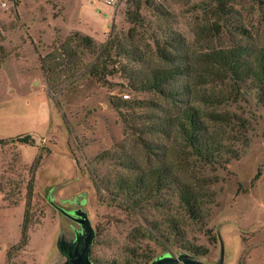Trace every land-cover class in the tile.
<instances>
[{"label":"rangeland","instance_id":"obj_1","mask_svg":"<svg viewBox=\"0 0 264 264\" xmlns=\"http://www.w3.org/2000/svg\"><path fill=\"white\" fill-rule=\"evenodd\" d=\"M75 32L96 47H76ZM235 48L264 51V0H0V264H69L86 220L93 264H264V101L206 61ZM157 68L180 71L163 91L130 87ZM189 107L225 116L203 120L236 156L226 167L174 128L152 129ZM158 168L198 193L204 219L189 217L176 185L139 208L117 194L122 178ZM154 224L157 238L142 235Z\"/></svg>","mask_w":264,"mask_h":264},{"label":"trees","instance_id":"obj_2","mask_svg":"<svg viewBox=\"0 0 264 264\" xmlns=\"http://www.w3.org/2000/svg\"><path fill=\"white\" fill-rule=\"evenodd\" d=\"M73 36L76 47L83 49H94L96 47L95 41L90 35H81L79 32H75ZM70 40L71 38L67 39V41ZM61 49L64 50V47H61ZM104 50H107V46ZM76 55L77 51L74 50L69 57L74 58ZM102 56L103 55L98 57V62ZM40 58L42 70L46 71L45 58ZM206 61L213 67L214 71L216 70L224 73V75L230 78L237 86L240 85L242 80L250 79L259 92L260 101H264V51L249 54L247 48L213 50L206 54ZM100 69V67L94 64L90 73L99 76L101 73ZM179 71L180 70L177 68H157L145 74L143 77L137 75L136 77H130L129 84L130 87L136 91L146 89L163 91L165 83H167L169 79H173ZM219 101V97L215 95H207L205 97V102L207 103H217ZM205 117L217 121H224L226 119L222 113L216 111L203 112L199 108L189 107L183 111L182 116L171 118L167 122L158 124L152 129L155 131H165L167 128H174L178 135L188 143V146L200 159L209 164L226 167L230 158H235L236 156L232 155L233 150L227 148L218 137L210 133L208 134L207 132L205 133L206 123L205 120H203ZM24 137L25 139L23 141L29 139V135ZM40 158L41 155L36 158V162H38ZM175 181V178L170 176L165 169H152L135 177L122 178L117 184V194L122 193L131 207L139 208L142 207L144 203L153 202L164 190L176 185L177 195L184 205L189 217L197 221L204 219L205 210L202 204V198L190 186L176 184ZM153 226L154 227L151 229L145 228V232H143L142 235L157 238L158 234L154 235L153 231H159L160 227L159 224H154ZM169 229L171 235H182L181 222L179 220L170 218ZM159 236L160 238H164L165 241L171 240L169 235L161 233ZM212 240L216 242V236H213ZM195 253L198 255H205L209 253V249L200 246ZM152 259L151 256H146L145 260L140 264H149Z\"/></svg>","mask_w":264,"mask_h":264},{"label":"water","instance_id":"obj_3","mask_svg":"<svg viewBox=\"0 0 264 264\" xmlns=\"http://www.w3.org/2000/svg\"><path fill=\"white\" fill-rule=\"evenodd\" d=\"M88 227V237L84 249H81L78 255L70 258L69 264H93L90 261V254L92 250L93 240L95 238V231L89 221H83ZM154 264H202L200 261L187 256H174L172 258H165L157 261Z\"/></svg>","mask_w":264,"mask_h":264},{"label":"built area","instance_id":"obj_4","mask_svg":"<svg viewBox=\"0 0 264 264\" xmlns=\"http://www.w3.org/2000/svg\"><path fill=\"white\" fill-rule=\"evenodd\" d=\"M110 4L114 3L115 0H108Z\"/></svg>","mask_w":264,"mask_h":264}]
</instances>
